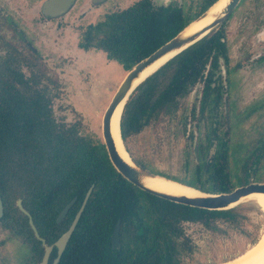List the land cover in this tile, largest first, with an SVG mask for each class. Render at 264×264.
I'll return each mask as SVG.
<instances>
[{"label":"trees","instance_id":"1","mask_svg":"<svg viewBox=\"0 0 264 264\" xmlns=\"http://www.w3.org/2000/svg\"><path fill=\"white\" fill-rule=\"evenodd\" d=\"M198 15L189 17L179 9L153 12L142 0L109 14L87 31L80 45L103 50L130 71ZM204 47L205 41L190 47L137 88L124 108L123 135L133 134L138 126L174 108L176 97L208 61L212 49ZM32 69L31 78L26 79L7 62L0 64V193L5 198L3 223L7 226L19 231L21 221L27 220L15 207L17 198H24L35 221L54 222L75 198L69 212L74 215L94 185L73 247H68L60 264H72L73 258L75 264H176L175 257L165 255L176 252L163 243L165 228L175 231L182 220L234 219L232 211L179 205L133 186L113 167L101 141L81 135L79 124L57 119L53 105L61 96V84L42 80V71ZM225 169L212 172L208 187L201 190L225 188L230 177ZM15 211L23 217H15ZM119 221L122 247L113 250L112 235ZM139 227L144 230L142 236L137 233Z\"/></svg>","mask_w":264,"mask_h":264},{"label":"flooded vegetation","instance_id":"2","mask_svg":"<svg viewBox=\"0 0 264 264\" xmlns=\"http://www.w3.org/2000/svg\"><path fill=\"white\" fill-rule=\"evenodd\" d=\"M48 1L50 0H0V64L7 62L16 70H20L26 79L31 78L32 72L34 71L32 68L42 71V80L46 78L42 63L37 62L39 52L35 47L34 35L32 34V27L37 24L36 21L43 22L45 25L56 23L59 27H62L66 21L76 22L78 4L81 2V0H74L69 3L66 8L59 9L58 12H56V10L50 12L44 9V5ZM110 1L111 0H88L87 4L89 7L80 14V19L86 20V22L77 38V48L81 52H84L85 58L86 56L88 57V55H102L103 52L106 56V58L104 56V60H106L107 64H109L110 61L120 64L116 60L109 59L103 50L94 47L84 48L80 45L87 31L104 20L109 14L123 11L142 0H114L109 5ZM145 1L148 2L153 12H161L164 9H179L183 12H187L189 17L200 12V15L195 17L184 27L186 28L190 23L209 10L218 0ZM247 6L251 11L249 17H247L250 21V23L248 22L250 35L243 44L245 50L240 60L234 64V59L230 55L231 46L227 38V29L230 21L235 19L237 14ZM203 41H205L206 45L204 48H211L212 50L208 61L200 68L198 76L194 80H190L186 90L176 97L175 106L171 111L162 112L157 119L152 120L149 124L138 126L133 134L125 136L121 129L125 148L133 162L141 169L199 191H202V187H208L209 184L206 180L209 178L210 174L214 171H220V168L222 169L224 166L226 168L225 170L230 174L229 182L225 185V188L218 187L216 190L209 189L208 191H202L204 193L217 195L230 193L237 188L253 183L264 184V92L259 98L253 100L251 103L245 104L242 110H238L237 103L233 99L235 91L242 80L239 74L243 71V68H246L251 75L264 74V0H241L228 18L217 29L212 31L198 43ZM123 70L125 75L129 72L124 68ZM48 80L54 79L50 78ZM187 96H195L194 103L191 107L182 102V99H185ZM58 99L60 98H57V100ZM54 112L56 115L55 108ZM57 119L67 124H73L67 122L64 118L57 117ZM193 123L195 124L193 125ZM245 123L249 124L251 132H256V136L250 139L238 140L235 137L234 131L240 129ZM161 127H164L166 130L172 127L179 130L181 129V131L183 130L185 137L183 142L184 176L181 178L167 175L156 168L149 167L142 160L138 159L128 146V141L131 138H137L146 129H159ZM223 128H225V131L222 133ZM195 132H197V134ZM186 139H192L193 144L191 147L188 145ZM102 143L104 144V141ZM190 148H192V151H190ZM93 189L94 185L88 190V192L91 190L90 196ZM88 192L85 195L82 205L74 212V215L71 216L70 214L69 216V212L76 203L75 198L58 213L54 222L44 220L35 221L31 212L23 204L24 198H17L15 200V207L27 218L26 221H21L20 229H18L19 231L7 226L5 222L3 223L5 216V198L0 193L4 206V215L0 220V228L3 232L8 234L6 238L0 241V251L3 249L2 251L5 250L7 252L4 256L5 258H2L1 264H42L48 249L50 250L46 264H60L68 247L70 246L71 249L73 247V236L80 219L71 233L62 254L59 253L57 242L69 231L81 207L84 206L85 209L86 205H84V202ZM19 201H21L22 208L18 204ZM244 203H240L228 210H216L219 212L232 211L235 217L231 220H226L224 218H216L209 222L205 220H182L177 223V230L175 231L169 227L165 228V239L163 243L167 249L174 247L176 250L175 255L166 253L165 255L167 258L175 257L176 264H195L201 253V246L195 238L192 229L196 227L200 230L202 229V232H215L218 230L217 227L220 224L228 228H231V226L237 227L245 217L241 208ZM69 204H71V206L67 213L61 220H58L61 212ZM254 205L257 206L256 204ZM14 213V216L17 218L23 217L16 211ZM30 218L32 219L36 231L32 227ZM118 223L120 226L121 222L119 221ZM168 224V226H173L171 223ZM17 225L18 223L15 224V226ZM137 233L139 236H142L144 234L143 228L139 227ZM112 240V249L120 250L122 247L121 237L120 246L117 248L113 247ZM173 240L176 243H173ZM260 240L253 245L256 246ZM19 245L25 250V255L20 259L15 254V250ZM253 245L251 248L254 247ZM248 250H246V252ZM245 253L243 252V254ZM237 256L236 258L233 257L235 259L230 258L233 260L227 263H231L240 258V256ZM72 257H75V254ZM72 264H75L74 258Z\"/></svg>","mask_w":264,"mask_h":264},{"label":"rangeland","instance_id":"3","mask_svg":"<svg viewBox=\"0 0 264 264\" xmlns=\"http://www.w3.org/2000/svg\"><path fill=\"white\" fill-rule=\"evenodd\" d=\"M112 1L114 0H111L109 5ZM87 3L88 0H81L78 4L76 22L66 21L62 27H59L56 23L45 25L43 22L36 21L37 24L32 27V34L35 47L39 52L37 62L42 63L46 73L45 80L57 79L62 87L60 99L54 103L56 116L64 118L67 122L79 124L81 135L103 142V115L125 73L117 62L110 61L107 64L103 52L102 55H88L85 58L84 52L78 50L77 38L86 22L80 19V14L89 7ZM247 7H244L237 17L230 21L227 29V38L231 46L230 55L234 59V64L240 60L245 50L243 44L250 35L248 24L250 21L247 17L251 11ZM239 76L242 80L233 99L237 103L238 110H242L245 104L259 98L264 92V74L251 75L246 68H243ZM194 99L195 96H187L182 99V102L191 107ZM223 131L225 128L222 129V133ZM234 134L238 140L256 136V132H251L249 124L246 123L234 131ZM184 140L181 129L148 128L137 138H131L128 146L133 154L149 167L181 178L184 176ZM186 141L191 147L192 139H186ZM241 208L245 217L237 227L228 228L220 224L215 232H202V229L196 227L192 229L201 246V253L195 264H216L236 258L261 239L264 233V213L252 203H244ZM6 235L8 234L0 228V241L6 238ZM2 250L0 264L7 253ZM15 254L20 259L25 255L24 248L17 246ZM233 259L218 264H224Z\"/></svg>","mask_w":264,"mask_h":264},{"label":"water","instance_id":"4","mask_svg":"<svg viewBox=\"0 0 264 264\" xmlns=\"http://www.w3.org/2000/svg\"><path fill=\"white\" fill-rule=\"evenodd\" d=\"M74 0H50L45 3L44 9L52 12L59 9L66 8L69 3L73 2ZM219 1V0H218ZM217 1V2H218ZM241 0H229L222 12L215 17V19L207 25L200 27L199 29L191 32L185 33L186 29L194 22L201 21L209 16L210 9L217 3H215L209 10H207L204 14H202L199 18L194 20L190 23L186 28H184L181 32H179L175 37L170 39L168 42L163 44L157 50H155L152 54L148 57L144 58L140 62H138L123 78L121 84L119 85L118 89L116 90L111 102L109 103L102 119L103 129H102V136L104 145L108 154V157L113 165V167L117 170L119 174H121L126 180L130 183L138 187L139 189L148 192L152 195L157 197L169 200L171 202H175L178 204L201 208L210 211L216 210H228L240 203L242 201L255 193L264 194V184L263 183H253L249 184L244 187L237 188L233 192L230 193H223V194H208L200 191L203 195L199 197H186V196H175L170 195L167 193H163L157 190H154L148 187L145 184V180L148 178H155L157 175L150 173L146 170L141 169L137 166L130 157V160L124 159L116 146V142L112 136V118L121 103H124V108L126 103L133 95V93L137 90V88L142 85L149 77L154 75L158 72L161 68L167 65L170 61L174 58L182 54L184 51L189 49L190 47L194 46L204 37L209 35L212 31L217 29L233 12V10L237 7ZM170 56V57H169ZM169 57L168 60L161 65L158 69H156L153 73L146 76L142 79L144 73L148 68L152 67L153 65L157 64L164 58ZM139 81V82H138ZM121 124V123H120ZM122 136V135H121ZM91 190L88 192L84 205H86ZM19 206L22 208L21 201H19ZM71 204H69L60 214L58 220H61L64 215L67 213L68 209L70 208ZM84 210V206L81 207L79 212L77 213L76 219L69 229V231L64 234L60 240L57 242V246L59 248V253L62 254L64 247L69 240L71 233L75 229L77 222L79 221L82 213ZM4 215V206L2 202V198L0 195V220ZM32 227L35 230L33 225L32 219L30 218ZM119 223L113 234V247L117 248L120 246V237H119ZM36 231V230H35ZM36 235L38 236L37 232ZM44 258V262L42 264L47 263L48 253Z\"/></svg>","mask_w":264,"mask_h":264},{"label":"bare ground","instance_id":"5","mask_svg":"<svg viewBox=\"0 0 264 264\" xmlns=\"http://www.w3.org/2000/svg\"><path fill=\"white\" fill-rule=\"evenodd\" d=\"M229 0H219L209 11V16L201 21H196L192 23L185 31V33H191L200 27L209 24L212 22L216 16H218ZM170 57V56H169ZM169 57L164 58L157 64L153 65L152 67L148 68L146 72L144 73L143 78L153 73L156 69H158L161 65H163ZM139 82V81H138ZM124 112V103H121L113 118H112V136L116 142V146L118 148V151L120 155L126 159L130 160V155L127 152L122 136H121V119ZM145 184L157 191L167 193L170 195L175 196H186V197H199L203 194L192 187H188L185 185H182L178 182L169 180L167 178L156 176L155 178H148L145 180ZM244 202H252L256 204L263 212H264V194L255 193L248 197H246L242 203ZM226 264H264V234L259 241V243L254 246L253 248H250L245 254L241 255L240 258L237 260L226 263Z\"/></svg>","mask_w":264,"mask_h":264}]
</instances>
